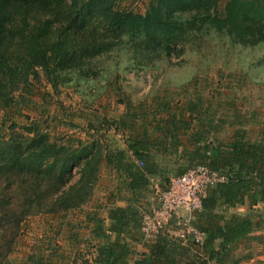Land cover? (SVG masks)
I'll use <instances>...</instances> for the list:
<instances>
[{
  "label": "trees",
  "instance_id": "16d2710c",
  "mask_svg": "<svg viewBox=\"0 0 264 264\" xmlns=\"http://www.w3.org/2000/svg\"><path fill=\"white\" fill-rule=\"evenodd\" d=\"M223 1L224 9L219 8L213 16L207 13L210 16L206 19L211 24L217 28L228 25L239 40L251 39L254 43L264 39V4L259 6L256 0ZM113 3L114 0H0V110L15 103L17 92L24 99V92L30 90V77L38 74L40 68L56 88L59 80H64V72L82 71L90 60L119 45L124 32H142L150 41L156 37L160 41L173 27L171 20L177 12L188 8L208 11L212 4L209 0H152L144 13H136L130 9L116 10ZM21 5L37 7L34 22H30L27 10L18 22H12L4 13ZM257 22L263 24L259 26L260 36L255 38ZM126 104L127 113L120 123L131 132L128 151L143 165L131 160L125 150L107 153L108 162L116 160L125 167L133 197L126 207L109 211V230L116 238L99 246L91 264L220 263L231 248L264 224V127L262 138L257 140L251 139L246 127H236L226 142L209 140V133L222 129L224 120L206 123L195 101L189 100L183 109L174 111L164 102L165 112L155 111L152 120L149 113L130 115L131 103ZM185 112L197 115L198 130L190 126V117L183 116ZM138 124L142 132H136ZM206 124L208 129L204 130ZM29 130L27 134L14 132L8 137L0 131V222L2 227L7 226V232L0 234V264L15 248L23 219L36 214L44 200L52 199L71 178L75 165L81 167L78 184L57 196L56 206L62 210L80 206L87 200L95 180L94 170L88 172V158L97 141L72 147L52 139L49 133ZM168 139L172 140V147L167 145ZM179 150L183 161L174 162L180 164L175 170L177 175L204 165L229 176L226 182L208 190L202 209L194 213L191 225L204 234L202 244H196L192 235L186 240L177 237L173 223L148 241L141 230L142 212L158 205L156 196L149 199L146 193L155 181L159 180L157 185L165 189L171 179L159 170L156 158ZM162 179L167 183L163 184ZM80 183L84 185L79 186ZM153 191L156 193L155 188ZM245 204L251 210L261 206L260 217L250 210L248 214L235 213L229 218L216 211L223 206L235 208ZM125 235L142 243L143 250L134 259V249L123 241Z\"/></svg>",
  "mask_w": 264,
  "mask_h": 264
},
{
  "label": "rangeland",
  "instance_id": "374dc122",
  "mask_svg": "<svg viewBox=\"0 0 264 264\" xmlns=\"http://www.w3.org/2000/svg\"><path fill=\"white\" fill-rule=\"evenodd\" d=\"M150 2L152 0H114L113 8L144 13ZM209 2L212 4L208 11L188 8L177 12L171 20L173 27L160 41L158 37L150 41L142 32H124L119 45L90 60L82 71L64 72V80H59L56 88L40 68L38 74L30 77V90L24 92V99L17 92L15 103L0 110V131L7 134L6 137L14 132L27 134L34 128L72 147L97 141L88 158V172L94 170L95 180L87 200L69 210L55 204L57 196L78 184L81 167L75 165L71 178L52 199L44 200L36 214L23 219L15 248L4 264H91L99 246L116 238L109 230V211L129 205L133 193L125 167L116 160L108 162L107 153L122 149L131 160L139 161L128 151L131 132L120 123L127 113V101L131 103L130 115L149 113L150 120L155 111L165 112L164 102L174 111L183 109L189 100L195 101L206 123L224 120L222 129L209 133V140L226 142L236 127L250 130L252 140L262 138L264 39L254 43L251 39L239 40L228 30V25L217 28L211 24L206 19L207 13L213 16L226 4L223 0ZM256 3L261 6L264 0H256ZM36 9L21 5L4 13L12 22H18L27 10L32 23ZM262 24L257 22L255 38L260 36ZM183 116L190 117V126L198 130L197 115L185 112ZM139 125L136 132H142ZM203 127L208 129L207 124ZM182 137L186 142L187 135ZM171 141L167 140L170 147ZM181 152L160 154L156 158L159 170L169 179L178 174L175 170L183 161ZM178 160L180 164H174ZM138 165L142 166L139 162ZM158 182L146 193L149 199L152 195L155 197L153 189L156 191ZM161 182L167 183L166 179ZM234 212H229L227 217ZM236 213L245 215L249 209L239 207ZM6 229L0 222V234L7 232ZM122 237L134 249L133 259L136 258V253L143 250L142 243L132 241L131 236ZM217 264H264V224L231 248Z\"/></svg>",
  "mask_w": 264,
  "mask_h": 264
},
{
  "label": "built area",
  "instance_id": "2783aa9c",
  "mask_svg": "<svg viewBox=\"0 0 264 264\" xmlns=\"http://www.w3.org/2000/svg\"><path fill=\"white\" fill-rule=\"evenodd\" d=\"M139 164L143 165L142 162ZM228 178L225 173L200 165L172 177L165 189L156 184L155 199L158 205L142 212L144 239L148 241L154 238L173 223L177 237L186 240L192 235L196 244H202L204 234L191 225L194 213L202 209L208 190L217 183L226 182ZM208 264L214 263L210 261Z\"/></svg>",
  "mask_w": 264,
  "mask_h": 264
},
{
  "label": "crops",
  "instance_id": "0c3cea01",
  "mask_svg": "<svg viewBox=\"0 0 264 264\" xmlns=\"http://www.w3.org/2000/svg\"><path fill=\"white\" fill-rule=\"evenodd\" d=\"M239 207H246V208L249 209L250 211H254V213H256L257 216L260 217V215H259V210L261 209V206H257L256 210H251V208H249V205H248V204L241 205V206H237V207H235V208H234V207H233V208H226L225 206H223V207H221L220 209L217 208L216 211H218L219 213H223V214H225L226 217H227V214H228L229 212H231V211H235L234 213H236V210H237ZM259 207H260V208H259ZM236 214H237V213H236ZM256 231H259V230H256ZM256 231L252 232V233L250 234V236H251L252 234H254ZM213 263H215V262H213Z\"/></svg>",
  "mask_w": 264,
  "mask_h": 264
}]
</instances>
